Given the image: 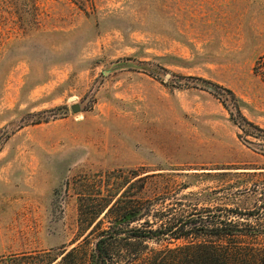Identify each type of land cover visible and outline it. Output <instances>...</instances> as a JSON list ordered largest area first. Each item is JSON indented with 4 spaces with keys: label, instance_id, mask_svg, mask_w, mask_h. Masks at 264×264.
<instances>
[{
    "label": "rangeland",
    "instance_id": "rangeland-1",
    "mask_svg": "<svg viewBox=\"0 0 264 264\" xmlns=\"http://www.w3.org/2000/svg\"><path fill=\"white\" fill-rule=\"evenodd\" d=\"M263 56L264 0H0V264H88L100 190L153 229L261 210Z\"/></svg>",
    "mask_w": 264,
    "mask_h": 264
},
{
    "label": "trees",
    "instance_id": "trees-1",
    "mask_svg": "<svg viewBox=\"0 0 264 264\" xmlns=\"http://www.w3.org/2000/svg\"><path fill=\"white\" fill-rule=\"evenodd\" d=\"M255 70L264 76V56L258 60ZM228 95L236 100L233 92L228 91ZM236 109L240 114L239 108ZM102 191L97 194L100 198L94 208L85 203L89 199L81 197L78 210L79 225L83 230L91 228L84 241L99 232L88 264H264V205L258 212L248 214L234 210L217 215L192 214L186 220L169 225L162 223L153 229L147 220L149 208L144 212H127L128 207L122 205L124 195L108 190L110 195L103 196ZM104 213L109 226L102 229L104 219L95 222ZM204 218H214L217 222L205 221L202 226H194V220ZM144 220L143 226L131 227ZM241 221H254L257 225ZM164 240H183L184 244L148 250V242L159 244ZM247 240L254 242L247 243ZM75 251L76 248L66 254L61 264L67 263Z\"/></svg>",
    "mask_w": 264,
    "mask_h": 264
},
{
    "label": "water",
    "instance_id": "water-1",
    "mask_svg": "<svg viewBox=\"0 0 264 264\" xmlns=\"http://www.w3.org/2000/svg\"><path fill=\"white\" fill-rule=\"evenodd\" d=\"M72 110L74 111V112H78L79 110H80V107L79 106H73V108H72Z\"/></svg>",
    "mask_w": 264,
    "mask_h": 264
}]
</instances>
